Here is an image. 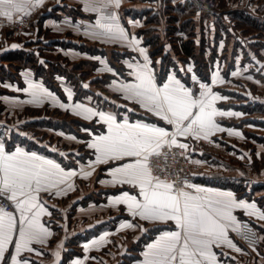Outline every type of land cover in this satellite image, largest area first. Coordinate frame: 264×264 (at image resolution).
Instances as JSON below:
<instances>
[{"label":"rangeland","instance_id":"rangeland-1","mask_svg":"<svg viewBox=\"0 0 264 264\" xmlns=\"http://www.w3.org/2000/svg\"><path fill=\"white\" fill-rule=\"evenodd\" d=\"M53 3L46 0L45 8L41 6L29 14L28 27L10 38L11 42H20L18 47L10 49L5 43L0 46V140L8 147L23 144L52 153L62 164L76 166L92 156L85 149V140L99 134L103 125L97 121L98 115L87 120L74 114V105L93 108L97 113L112 107L118 116L126 112L115 104H123V99L104 87L112 79H127L120 62L127 51L100 48L81 37L80 43H72L69 23L75 25L85 19L95 23V15L74 1L56 7ZM58 10L65 14V21L61 12L55 13ZM107 12L116 15L130 38L134 36L149 47L158 84L168 73L193 91L205 84L219 97L220 112L239 114L220 115V120L240 129L242 144L253 157L251 171L264 178V167L260 176V163L256 161L257 152L264 160V0H120L119 7H110ZM49 17L62 23L61 31L51 33L49 27H41L42 20ZM32 28L38 31L27 44L20 35ZM39 36L43 38L41 43L36 38ZM101 53L111 69L104 75L99 59L89 60ZM29 84L41 86L65 107L52 104L51 98L42 104L33 101ZM102 92L113 100L102 96ZM129 106L135 109L133 103ZM126 114L136 117L132 110ZM207 182L235 185L238 195H243L239 183L215 179ZM116 191L133 194L135 189L123 184L112 188L113 193ZM94 196H98L96 191ZM255 197L259 205H264V195ZM259 248L258 253H264V243ZM245 249L257 255L255 249ZM260 264H264V257Z\"/></svg>","mask_w":264,"mask_h":264},{"label":"snow or ice","instance_id":"snow-or-ice-1","mask_svg":"<svg viewBox=\"0 0 264 264\" xmlns=\"http://www.w3.org/2000/svg\"><path fill=\"white\" fill-rule=\"evenodd\" d=\"M42 2L0 0V18L11 22L18 14L29 15L30 10ZM119 3L120 0H91L87 7L100 14L97 25L102 30L93 35L129 39L116 15L107 12L110 7H119ZM130 44L137 45L138 40L133 37ZM139 51L145 63L137 64L131 73L135 82L122 84L119 90L125 93V99L134 101L171 125L172 131L155 124L129 123L127 118L118 122L115 115L96 113L91 108L76 104L75 109L98 115L100 121L107 125L106 133L96 136L88 147L96 152L95 164L127 161L111 170V183L130 185L138 189V196L125 191L116 198V204H125L130 213L141 220L175 224L176 230L164 231L148 245L143 264H217L213 246L227 244L236 251L240 250L228 238L229 228L247 238L233 215V209L251 210L248 214L252 215L257 211L255 204L238 202L231 192L200 188L187 182L177 186L158 174L163 169L153 164V158L163 156L166 159L165 148L187 150L188 145L179 143L177 137L208 139L215 131H224L215 123L214 116L239 114L215 109L214 102L219 97L205 84H200L198 97L174 77H169L167 83L158 86L149 68L148 56L143 48ZM129 67L133 66L129 64ZM106 70L111 71L110 68ZM29 88L33 90V101L51 96L39 85L29 84ZM68 99L71 100V92ZM229 134L233 133L230 131ZM75 175L76 172L65 171L60 164L35 153L21 149L6 152L0 143V198L9 201L14 208L12 212L0 205V264H29V261L19 259L21 253L34 251L31 245L43 244L51 235L41 220L51 213L41 201L40 194H51L55 189V194L60 195L61 191H66L62 185L72 187L68 181ZM88 175L91 173H85V176ZM259 218L264 219V213H260ZM124 226L133 227L131 224ZM243 227L247 228V225ZM10 246L14 252H10ZM6 253L9 254L7 260Z\"/></svg>","mask_w":264,"mask_h":264},{"label":"crops","instance_id":"crops-1","mask_svg":"<svg viewBox=\"0 0 264 264\" xmlns=\"http://www.w3.org/2000/svg\"><path fill=\"white\" fill-rule=\"evenodd\" d=\"M57 1L58 3H55L54 0L53 7L70 4V1H74L84 8L91 3V0ZM41 6L45 8L46 0H43L42 4L39 6L32 8L30 13ZM59 12L61 11L58 10L55 13ZM88 12L95 15V23H91L87 19H85L86 21L75 22V25H73L72 22L69 23L71 33L73 32V36H71L72 43H80L78 37H81L82 40L91 44H96L97 46H100V48L109 49V47H112L113 49L120 51H127V54H125L126 56L120 58L127 79H122V77L112 79L105 84L104 88L107 92L115 94L117 97L123 99V104L119 105L115 102L117 107L120 106L121 110H126L128 113L131 110L136 112V117L130 118L126 112L122 113L121 116H118L112 107H107L101 112L115 115L118 122H122L127 118L129 123L139 122L155 124L172 131L171 125L166 124L154 114L147 112L134 101L125 99V93L119 90L120 85L135 82L134 76L131 75V73L135 71V66L137 64L143 65L145 63L144 56L139 51L140 48H143L148 56L150 61L149 68L155 77V72L151 66L152 63L149 56V47L142 45L140 41H138L137 45H131V38L128 34V30L126 31L124 28L125 33L129 37L128 40L109 38L103 35H93V33H99L102 31L97 25V21L100 19V14L92 10H89ZM61 15L63 16L62 19L66 18L64 13ZM63 21H65V19ZM61 25L62 23L56 22L54 18L51 17L44 18L41 23V27H49L51 33H58L61 31ZM35 31L37 32L38 28L25 29L20 35V38L23 42L26 41L28 44L30 40L33 39L31 36H33ZM129 31L132 33V28H129ZM12 36L15 35L4 36L0 40V46L5 43L4 45L10 49L18 47L20 42L18 40L11 42L10 38ZM133 37L134 36H132V38ZM36 38H38L37 40L39 43L43 41V38L40 36ZM13 45H16V47H13ZM72 52L77 55V51ZM98 59L101 73L103 74L105 72L108 74L109 71L106 69H108L109 64L106 63L107 57L104 53H101L100 57L95 55L89 60L97 61ZM129 64L133 67L130 68ZM93 73L94 72H92V74ZM169 77H174L176 80H179L171 73H168L161 84L156 82L157 85L162 86L164 83H167ZM96 78H98V76ZM180 83L182 82L180 81ZM185 87L190 88L188 86ZM190 89L195 96L198 97L201 89H197L196 91H193L192 88ZM213 93L216 94V92ZM102 94V96L108 98V100H113V98L109 99L110 97L105 96V93L102 92ZM53 97L55 99H53ZM48 98H51L52 104L56 106L61 105L60 99L55 95L44 96L37 103L42 104L45 100L48 101ZM218 100L219 98L214 102V107L220 111ZM129 103H133L135 109H132L129 106ZM91 109L93 110V108ZM72 111H74V114L80 112V115L84 116L87 120L97 116L83 113L82 109L78 110L75 109V107ZM97 118V121L103 125L102 131L99 134H91L85 140V149L89 150L92 156L85 162H80V164H77L76 166L62 164L60 159L52 153L35 148H28L23 144L8 147L0 140V143L4 145L6 152L11 153L15 152L17 149H21L24 152L35 153L46 159H51L60 164L65 171L76 172V175L71 177L68 181L72 187L67 188V185H62L61 187L65 188L66 191H61L60 195L55 194V189L52 190L51 194H40L41 201L44 203L47 211L51 213V215H44L41 220L48 228L51 235L46 239L45 243L31 245L34 251L22 252L19 257L20 260H27L29 261V264H77V262H79V264H143L144 252L147 251L148 245L154 243L164 231L176 230L174 222L160 223L144 221L139 217H134L125 204L115 203L116 198L121 196L124 191H116V193L112 192V188H119L122 185L111 183V170L127 161H109L106 164L94 163L96 152L94 149L88 147V145L96 136L105 134L107 131V125L100 121L99 116ZM213 119L215 123L225 130L215 131L208 139H194L191 136L177 137L179 143H185L188 145L187 150L192 159L199 165L198 172L194 175L193 179L187 181V183L196 187L212 189L218 192H231L238 202L243 201L246 204H255L257 210L255 214L249 215L248 212L251 210L246 211L244 208H235L233 209V215L239 223L242 220H249L257 226L262 246L264 243V231L261 233L260 228L263 227L262 229L264 230V219H260L259 214L264 213V205H259L255 196L262 197L264 195V178L257 175L254 176V173L251 171L253 157L249 153V150H247L242 144L244 139L242 133L238 132L240 129L236 128L234 125H230L229 122H222L220 120V115L214 116ZM230 131L233 134L230 135ZM235 133H240V135H236ZM256 156V161L260 163L259 174L261 176L264 167L263 155L257 152ZM109 163L111 165L106 166ZM89 172L91 175L85 176V173ZM212 179H215V181H228L234 184H241L239 188H242L240 193L243 195H238L235 190V185L219 186L207 182V180ZM94 184L96 185V188L93 190ZM94 191L97 192L98 196H94ZM131 195L138 196V189H135V192ZM93 197L96 198L95 202H93ZM128 224L133 225V227L124 226ZM230 230L231 228L228 229V238L233 244H235L236 248H239L240 250L236 251L227 244H222L220 247L213 246V251L216 253L217 264H254V262H256L255 264H260L264 257V253H258L257 251L260 248L251 247V249H255L257 252V255H251V250L247 251V249H245V247L250 246L238 241L231 234ZM102 237L103 239H101ZM94 241L96 243H93ZM10 252H14V249L11 248V246ZM57 253H59L58 256L56 255ZM8 257L9 254L6 253V260Z\"/></svg>","mask_w":264,"mask_h":264},{"label":"built area","instance_id":"built-area-1","mask_svg":"<svg viewBox=\"0 0 264 264\" xmlns=\"http://www.w3.org/2000/svg\"><path fill=\"white\" fill-rule=\"evenodd\" d=\"M30 21V15L22 14L14 17L11 22L5 18H0V40L4 36L15 35L28 27ZM163 152L166 154V159L163 156L159 159L153 158V164L158 165L159 169H163V171L158 172L162 178L167 177L169 181L175 182L177 186H183L185 182L193 179L199 170V165L192 159L188 150L173 147L171 150L165 148ZM0 205L5 206L8 211L14 212V208L6 199L0 198ZM240 224L242 232L246 234L247 238H245V235L232 231V229L230 230L231 234L245 245L254 248L260 247L261 239L257 226L249 220H242ZM243 225H247V228H244Z\"/></svg>","mask_w":264,"mask_h":264}]
</instances>
